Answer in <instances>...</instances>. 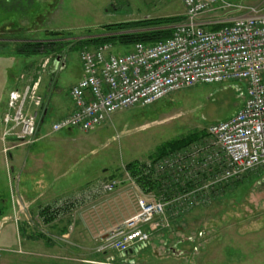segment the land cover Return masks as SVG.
Wrapping results in <instances>:
<instances>
[{
  "label": "rangeland",
  "instance_id": "rangeland-1",
  "mask_svg": "<svg viewBox=\"0 0 264 264\" xmlns=\"http://www.w3.org/2000/svg\"><path fill=\"white\" fill-rule=\"evenodd\" d=\"M225 1L235 7L264 6V0ZM18 2L19 11L0 6V264H109L108 256L117 264H264V170L246 174L234 189L232 183L227 185L205 206L174 217L168 213L159 227H149V239L135 245L131 257L97 250L99 239L136 212L140 194H155L159 189V177L152 175L155 189L140 190L125 165L140 161L147 168L189 142L150 159L161 144L202 135L211 123L229 118L245 99V81L195 84L172 91L151 104L117 110L86 133L51 131V123L71 107L69 90L81 75L83 46L78 41L102 35L105 25L184 16L181 0ZM11 23L13 30H5ZM48 31L61 32L58 38L71 42L59 57L60 68L53 64L58 56L27 58L15 53L16 38L46 40ZM127 50L113 45L115 54ZM32 81H38L41 108L49 106L37 135L49 137L11 147L13 137L2 139L12 125L4 119L14 112L8 105L9 92L22 90ZM30 104L27 99L25 106ZM34 111L37 107L32 104L30 113ZM59 133L66 134L65 139L59 145L52 143ZM37 145L51 161L38 166L29 162L27 156ZM4 147L9 148L7 153ZM52 158L57 159V170L45 172L42 167L51 166ZM43 171L47 177L38 181ZM109 182L114 183L112 190L103 189ZM174 193L179 197L182 189L175 188ZM45 208L54 215L49 223L40 217ZM93 249L98 255L90 256Z\"/></svg>",
  "mask_w": 264,
  "mask_h": 264
},
{
  "label": "built area",
  "instance_id": "built-area-1",
  "mask_svg": "<svg viewBox=\"0 0 264 264\" xmlns=\"http://www.w3.org/2000/svg\"><path fill=\"white\" fill-rule=\"evenodd\" d=\"M181 2L184 20L166 39L151 45L135 43L123 54H115L108 42L82 48L81 75L69 90L73 108L51 123V131L86 133L117 110L148 105L195 84L245 81V99L229 118L211 123L184 148L147 166L146 172L159 177L157 193L140 194L136 212L99 239L101 253L125 254L145 243L150 228L163 224L168 213L174 217L205 206L227 185L264 170V6L235 7L225 0ZM218 23L225 24L209 28ZM37 88L34 81L9 92L8 105L14 112L4 119L12 125L2 139L13 137L11 147L36 140L43 116ZM27 99L37 107L34 113L28 112ZM113 187L112 182L103 185L105 190ZM175 188L182 189L181 196ZM106 260L117 264L112 257Z\"/></svg>",
  "mask_w": 264,
  "mask_h": 264
},
{
  "label": "trees",
  "instance_id": "trees-1",
  "mask_svg": "<svg viewBox=\"0 0 264 264\" xmlns=\"http://www.w3.org/2000/svg\"><path fill=\"white\" fill-rule=\"evenodd\" d=\"M183 20L184 16H168L105 25L103 26L105 33L99 36L85 38L78 41V43L81 44L83 48L95 47L106 42L111 43L112 45H120L128 49L135 43L151 45L156 43L157 41L170 37L175 29V26L181 23ZM224 24L225 23L214 24L209 28L211 30H216ZM135 28L138 30L134 32H128V30ZM61 35H63V33L61 32H45V36L49 37L48 39L21 43L16 48L15 53L23 57L37 56L39 54H44L46 56L51 55L53 57L60 56L63 53L65 45L71 43L70 41H62L61 39H59L58 37H60ZM200 134L195 133L191 136L167 141L161 144L157 151L154 154L150 155L149 158L156 159L166 154L171 149L178 148L190 141L195 140ZM124 169L129 175V178L133 180L137 187L143 192L155 189L156 185L154 180L151 178L152 175L151 173L146 172V166L143 162H129L125 165ZM242 179L240 181L232 183V189L239 185L242 182ZM40 217H42L43 220L48 223L53 221L54 219V215H51L46 208L41 211Z\"/></svg>",
  "mask_w": 264,
  "mask_h": 264
},
{
  "label": "crops",
  "instance_id": "crops-1",
  "mask_svg": "<svg viewBox=\"0 0 264 264\" xmlns=\"http://www.w3.org/2000/svg\"><path fill=\"white\" fill-rule=\"evenodd\" d=\"M212 17V16H211ZM204 18H206V17H202V19H204ZM53 64L54 65H56V66H58L59 68L62 66V62H61V60H60V58L58 59V61H57V59H55V60H53ZM33 82V81H32ZM31 82V83H32ZM37 95V94H36ZM39 96V95H38ZM43 103V102H42ZM72 103V102H71ZM241 106V105H240ZM30 108H31V104L27 107V109H28V112L30 113ZM72 104H71V107L69 108V110H66V111H64L63 113H61L60 114V116L58 117V118H60V117H62V116H64V115H66V114H68V113H70L71 112V110H72ZM48 110H49V106H48V108H44L43 109V113H42V115H43V117L48 113ZM35 112V111H34ZM57 118V119H58ZM44 120V119H43ZM42 120H40V123L39 124H42ZM67 132H69L70 130H73V129H65ZM62 131V130H61ZM60 132V131H59ZM66 132V134H68ZM38 134V133H37ZM64 133H59V134H57V137L56 138H54V139H52V143H57V145H59L60 143H61V141L63 140V139H65V135H63ZM47 137H49L48 136V133H44V134H39V135H36V140H35V142L34 143H32V144H35L36 142L37 143H39L41 140H43V139H46ZM47 140V139H46ZM32 144H30V145H32ZM39 146L40 145H37V146H34L33 147V150H32V152L31 153H33V154H28V156H27V158H28V160H29V162H31V163H33L34 165H36V166H38L37 165V163L38 162H42L41 164H44V163H46V156L45 155H43V153H41L40 152V150H39ZM65 157H66V154H64V156H63V159L65 160ZM55 158V157H54ZM53 159V158H52ZM54 160V163H52V165L51 166H48V165H46L45 166V168H44V166L42 167L44 170H45V172H49L50 171V169L52 170H57V165L55 164L56 163V161H57V159H53ZM48 161H51V160H48ZM47 161V162H48ZM31 165V164H30ZM24 167V166H23ZM32 167V166H31ZM30 170V169H29ZM44 171H43V173H41L39 176H37V177H39V179H38V181H41V179L42 178H44V177H47L46 176V173H45ZM57 177V176H56ZM119 190V189H118ZM19 209V208H18ZM17 209V210H18ZM16 210V211H17ZM18 223V222H17ZM111 228V227H110ZM64 236V235H63ZM98 240V239H97ZM98 242V241H97ZM96 242V243H97ZM30 251H32V250H30ZM44 251V250H43ZM133 251H134V248L133 249H131V251L129 252V254L128 253H125V256L126 257H128V256H132L133 255ZM45 252V251H44ZM80 257L79 258H81L82 257V255H83V253L82 252H80ZM94 255H98V253H96L95 251H94V249H93V251H92V254L90 255V256H94ZM100 255V254H99ZM100 257H102L103 258V256L102 255H100ZM86 258V260H93V259H95V258H88V257H85ZM118 260H120L118 257H116ZM82 259H84L83 257L80 259V261L82 260ZM98 259H95L94 261H97ZM100 260V259H99ZM98 260V261H99ZM122 260H123V258H122ZM79 261V260H78Z\"/></svg>",
  "mask_w": 264,
  "mask_h": 264
},
{
  "label": "flooded vegetation",
  "instance_id": "flooded-vegetation-1",
  "mask_svg": "<svg viewBox=\"0 0 264 264\" xmlns=\"http://www.w3.org/2000/svg\"><path fill=\"white\" fill-rule=\"evenodd\" d=\"M4 3V4H2ZM18 0H5L4 2L2 0H0V6L5 8L6 10H11V11H19V5H18ZM14 26L12 25V23L10 25H7L5 27V30L10 29L11 31L13 30ZM4 31V30H3ZM21 36H19L18 38H16V40H14L13 43H15L14 45V51L16 50V48L21 44V43H27L29 41H31L30 39H25V38H20ZM28 58V57H27Z\"/></svg>",
  "mask_w": 264,
  "mask_h": 264
}]
</instances>
